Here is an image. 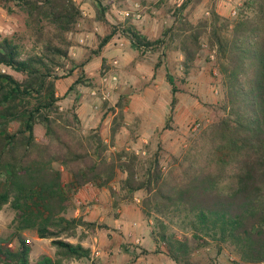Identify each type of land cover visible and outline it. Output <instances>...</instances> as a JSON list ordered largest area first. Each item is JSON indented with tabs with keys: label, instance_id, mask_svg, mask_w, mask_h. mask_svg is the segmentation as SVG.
I'll list each match as a JSON object with an SVG mask.
<instances>
[{
	"label": "trees",
	"instance_id": "16d2710c",
	"mask_svg": "<svg viewBox=\"0 0 264 264\" xmlns=\"http://www.w3.org/2000/svg\"><path fill=\"white\" fill-rule=\"evenodd\" d=\"M95 1L96 20L110 25L104 0ZM0 6L10 14L24 12L27 27L39 36L56 30L45 51L26 57L15 36L0 34V210L9 204L16 212L17 242L16 246L0 243V264H64L67 258H90V247L62 237L76 236L79 227L94 231L100 226L84 215L67 216L76 207L78 191L88 185L108 188L113 195L120 192L124 200L132 201L136 192L144 191L142 211L147 218L154 217L158 227L151 235L157 246L166 245L176 264H196L191 257L194 249L210 246L218 254L228 249L233 264L264 262V0H245L233 20L213 6L210 15L185 18L166 27L155 40L130 20L111 24L101 38L97 54L120 29L141 51L175 42L183 59L175 65L176 71L167 73L174 95L182 90L177 80L185 84L198 71L204 44L215 53L219 96L208 104L212 119L188 149L173 157L168 169L159 152L144 159L123 148L109 158L100 126L85 134L74 107L60 110L55 72L69 62L77 65L67 35L83 18L74 0H0ZM125 97L120 95L112 108V143L127 125ZM14 122L20 126L12 130ZM38 123L45 125L43 140L36 136ZM56 162L70 173L67 184ZM26 230L52 238L56 256L44 254L31 261Z\"/></svg>",
	"mask_w": 264,
	"mask_h": 264
},
{
	"label": "rangeland",
	"instance_id": "374dc122",
	"mask_svg": "<svg viewBox=\"0 0 264 264\" xmlns=\"http://www.w3.org/2000/svg\"><path fill=\"white\" fill-rule=\"evenodd\" d=\"M74 1L79 6L83 18L67 36L73 41L70 55L77 65L69 62L65 68H57L55 72L59 76L56 80V90L61 97L58 102L60 110L65 111L74 107L79 115H82V131L85 134L100 126L101 134L109 144L107 152L109 158L123 148L135 151L144 159L159 152L164 168L168 169L173 164V157L180 156L188 149L192 139H195L212 119V108L208 104L215 103L219 96V71L215 64V53L210 52L206 43L204 44V49L197 60L198 71L191 74L185 84L177 80L176 83L182 90L174 95L166 78L168 71H176L175 65L177 66L183 59L181 52L175 48V42H172L171 47L157 45L144 51L132 48L133 55H139L142 64L141 72L136 67L130 66V61H120L115 64V61L121 57L110 53V47L117 48L113 44L110 47H104L100 54L94 51L98 49L101 38L111 30V24L118 25L119 22L122 25L128 24L126 22L129 20H123L117 15V9L129 8L136 2L141 3L143 17L134 23L138 25L142 34L155 40L162 35L166 27L177 26L185 18L197 20L210 15V9L213 6H216L217 11H223L224 7L220 6L221 0H192L176 15H174L175 10L186 0H164L159 7L155 5L161 0H145V3L137 0H104L105 14L110 25L96 20L98 5L95 0ZM244 2L245 0H240L234 4L237 10L236 15L230 12L222 15L231 20L235 19ZM247 13L252 14L250 10ZM26 16L20 10L10 14L0 6V34L15 36L22 45L23 57L45 51L48 37L56 33V30L52 28L48 36L35 34L27 27ZM120 37L128 38L122 29H120ZM80 38H84V42H80ZM82 63L83 65L80 66ZM3 69L13 72L17 77L21 76L7 67ZM70 69H73L71 74ZM181 69L178 66L179 72ZM153 71H156V78L152 77ZM138 73L147 77L142 78L145 83L142 90L143 96L145 97L146 94L147 99L143 104L145 103L148 108H143L141 114L134 112L132 114L130 110H127V125L122 128L115 142L112 143L110 136L114 116L112 108L115 107L120 95L126 96L125 106L130 105L132 100L130 96L138 93L136 90L138 84L131 78ZM113 75L118 77L116 82L112 79ZM78 79L81 81L79 82ZM109 91L111 94L106 95L105 92ZM173 98H175V106L172 109ZM197 124L199 126L195 128ZM19 126L18 122H14L11 124V129L15 130ZM147 128L149 130H146ZM35 131L37 138L43 140L45 125L36 124ZM55 166L63 170L64 182L67 184L71 177L70 173L59 162H56ZM113 185L118 187L117 182ZM144 195V191H138L132 201L124 200L120 192L113 195L108 188H98L94 185L81 188L76 194V207L69 210L67 216L84 215L86 219L96 221L100 226L94 231L79 227L76 236L62 235L65 240L81 242L84 246L91 248L90 258H67L64 264L94 262V264H114L115 260L119 261L115 264H176L167 255L164 243L160 246L155 244L151 230L158 227L154 217L147 218L142 211L141 201ZM122 204L130 205L135 212L138 211L137 207L141 209L142 215L129 221L132 234L122 227H115L116 219L119 217L118 209L122 208ZM15 218L16 212L9 204L4 205L0 210V243L17 245L14 239ZM135 221L137 225L134 224ZM102 224L107 227H102ZM176 230L179 234L182 233L179 227ZM23 235L31 244V261H37L44 254L56 256L57 248L53 245L52 238H40L36 230H26ZM137 238H141L140 243L135 241ZM96 250L100 251L98 257L94 254ZM191 257L196 264H233L234 259V256H230L228 249L223 254H218L213 246L194 249Z\"/></svg>",
	"mask_w": 264,
	"mask_h": 264
},
{
	"label": "crops",
	"instance_id": "0c3cea01",
	"mask_svg": "<svg viewBox=\"0 0 264 264\" xmlns=\"http://www.w3.org/2000/svg\"><path fill=\"white\" fill-rule=\"evenodd\" d=\"M240 0H221L220 6L224 7L223 11L219 12L221 14H226L227 12H230V8L235 4L238 3ZM138 27V25H137ZM128 37V36H127ZM120 39L125 41V45L124 46H120L119 42L121 41ZM117 42V43H116ZM113 44V46H117V48H111L110 46ZM106 47H110V53H114L113 55H119V57H121V59H118V62L122 61V62H128L130 61L132 67H136L138 70H142V64L140 62V58L138 57L139 55H133L132 51L133 49L136 50V47L132 44L131 39L125 38V37H120V30H118L113 37L110 39V41L105 45ZM130 47V48H129ZM133 48V49H132ZM124 49V50H123ZM137 62V64H135ZM154 71L152 72V77H154ZM157 77V76H156ZM155 77V78H156ZM147 78L144 74H136V75H132V80L135 81V83H137L138 87H136V90L138 91V93H135L133 96L131 97V102L130 105L128 107H126V109L124 108V111L127 113V110H130L131 113L133 114V112L135 114H141L143 112V108H148L146 106V104L143 102L146 101V94L145 97L143 96L144 92H143V86H144V81L143 79ZM132 82V81H131ZM140 91V93H139ZM142 93V94H141ZM146 93V92H145ZM79 114V112H78ZM80 118H82V115H79ZM100 124V123H99ZM146 130H149L148 128ZM71 178V177H70ZM134 209V208H133ZM138 211L135 212L134 210H132L131 206L128 204H122V208L118 209L119 212V217L118 219H116L115 222V227H122L125 231H127L129 234H132V230L130 229V225H129V221L135 218H139V215H142L141 213V209L140 207H137ZM135 225H137V222H134ZM143 240V239H142ZM136 241V240H135ZM123 259V258H122ZM119 262L118 260L114 261V264Z\"/></svg>",
	"mask_w": 264,
	"mask_h": 264
},
{
	"label": "built area",
	"instance_id": "2783aa9c",
	"mask_svg": "<svg viewBox=\"0 0 264 264\" xmlns=\"http://www.w3.org/2000/svg\"><path fill=\"white\" fill-rule=\"evenodd\" d=\"M142 9H143V6L141 5V3L139 2H136L134 3L131 7L129 8H120V9H117V15L122 18L123 20H130L132 22H136V21H139L140 19H142L143 17V14H142ZM231 14L233 15H236L237 14V10L235 8V6L233 5L231 7V11H230ZM84 14H86L84 12ZM84 38H80V42H84ZM121 41L119 42L120 46H124L125 45V41L120 39ZM118 61H115V64L117 63ZM107 80V78H105ZM112 79L115 80V82L118 80V77L117 75H113L112 76ZM105 94H111V92L109 91L108 93L105 92ZM199 126V124L195 125V128H197ZM136 242L137 243H140L141 242V238H137L136 239ZM95 256L98 257L100 255V251L99 250H96L94 252ZM254 264H264V262H257V263H254Z\"/></svg>",
	"mask_w": 264,
	"mask_h": 264
}]
</instances>
